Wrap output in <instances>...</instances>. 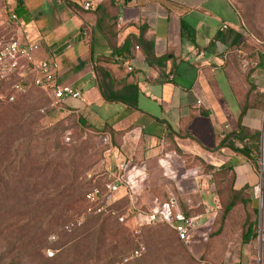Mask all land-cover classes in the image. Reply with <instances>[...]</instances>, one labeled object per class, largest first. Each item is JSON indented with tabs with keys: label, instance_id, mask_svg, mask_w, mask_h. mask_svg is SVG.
<instances>
[{
	"label": "crops",
	"instance_id": "0c3cea01",
	"mask_svg": "<svg viewBox=\"0 0 264 264\" xmlns=\"http://www.w3.org/2000/svg\"><path fill=\"white\" fill-rule=\"evenodd\" d=\"M6 1L12 14L21 11L23 39L58 64L57 83L86 100H67L50 116L110 138L106 178L126 164L125 187L110 202L130 229L175 201L174 212L204 217L187 244L198 258L224 203L217 191L233 178L236 191L251 195L252 208L263 209L264 234V202L254 196L261 183L264 39L249 32L232 0ZM99 6L116 18L110 40L96 29ZM97 68L112 74L115 90L137 85L138 107L106 100ZM253 263L249 257L240 264ZM256 264H264V253Z\"/></svg>",
	"mask_w": 264,
	"mask_h": 264
},
{
	"label": "rangeland",
	"instance_id": "374dc122",
	"mask_svg": "<svg viewBox=\"0 0 264 264\" xmlns=\"http://www.w3.org/2000/svg\"><path fill=\"white\" fill-rule=\"evenodd\" d=\"M232 1L249 32L263 40L264 0ZM11 15L7 1L0 0V48L16 37L17 28L10 22ZM15 81V78L5 81L0 93L10 91ZM14 95L16 102L0 104V141L4 143L0 147V226L8 228L15 242L25 238L18 246L20 252L34 253L33 240L45 237L43 256L60 259L59 264H133L136 261L144 264H240L249 257L254 259L253 264L259 262V239L252 247L242 243L246 221L243 207L227 216L223 208L215 216L207 252L198 258L163 225L130 229L119 220L123 213L121 207H115L118 211L112 212L109 218L87 216L82 196L106 178L107 145L101 136L79 126L76 120L51 117L56 110L50 108L48 96L39 89L29 88ZM26 109L37 112L23 119ZM4 134L6 137L2 138ZM8 141H14L10 152L18 156L13 167L9 166L11 160L5 152ZM57 141L61 149L56 146ZM63 151L70 152L73 159L69 160ZM70 183L76 188L72 191L71 203L64 201L69 199L67 194L63 200V190ZM225 194L223 202H228L229 192ZM37 205H40V212L35 208ZM253 219L258 222L259 236L263 231L260 214ZM89 235L96 243H88ZM2 246H5L4 240H0V248ZM139 246L146 248L144 256L132 258ZM39 262L40 256L28 258L27 264Z\"/></svg>",
	"mask_w": 264,
	"mask_h": 264
},
{
	"label": "built area",
	"instance_id": "2783aa9c",
	"mask_svg": "<svg viewBox=\"0 0 264 264\" xmlns=\"http://www.w3.org/2000/svg\"><path fill=\"white\" fill-rule=\"evenodd\" d=\"M86 10L91 8L90 3L84 5ZM10 22L17 28L16 37L0 48V83L15 78V84L10 91L0 95V102L13 103L15 95L24 93L29 88H37L45 92L50 98V108L58 110L67 100H76L86 103L83 94L71 86L59 85L55 79L54 72L58 68L55 61L40 57L41 46L38 43H29L23 39L19 18L12 14ZM131 70V69H130ZM44 113L45 111L42 110ZM107 146L111 145L108 136L103 137ZM108 150L107 152H109ZM126 164L120 163L117 172L109 174L104 182L89 191L84 198V213L90 215H105L111 212L110 199L125 187L123 173ZM261 183L255 189L254 196L259 202H264V135L262 137L260 158ZM177 204L171 201L166 205V212H152L146 215V220L140 227L166 224L178 235L182 243L188 244L190 233L197 230L204 222L203 215L186 216L181 212H174ZM219 210V208H217ZM123 216L119 220L127 222ZM264 244V234H263ZM146 251L144 246H139L132 254V258L141 257Z\"/></svg>",
	"mask_w": 264,
	"mask_h": 264
},
{
	"label": "trees",
	"instance_id": "16d2710c",
	"mask_svg": "<svg viewBox=\"0 0 264 264\" xmlns=\"http://www.w3.org/2000/svg\"><path fill=\"white\" fill-rule=\"evenodd\" d=\"M94 13L97 16L96 29L99 30L109 40L112 39L111 37L115 35L116 18L113 16H109L108 9L106 6L97 7L96 10L94 11ZM16 14L21 15L20 9H18L16 11ZM108 20H109V22H108ZM102 26H104L105 28H102ZM187 31H188L187 28L184 27V25H183V33L184 32L186 33ZM127 46L128 45L126 43V44H124V46L122 48H118V49L114 48V54H120V52L122 50H125L127 48ZM97 74L99 76V81H100V86H101L103 96L105 97L106 100L111 101V102L112 101L113 102H120V103H123V104H125L129 107H132V108L138 107L139 88L137 87V85H127V86L122 87L120 90H115L114 88L116 86L114 83L113 76L108 70H106L104 68L103 69L97 68ZM3 89H4V82L0 83V90H3ZM43 93L46 96H48L45 92H43ZM14 102H16V101H14ZM0 104H12V103L0 102ZM49 104H50V98H49ZM248 108H249V105L243 109L241 119L246 114ZM35 112H37V110L26 109L25 113L22 114V118L24 119L25 115L34 116ZM240 129H241V126H240ZM4 137H6L5 134L2 135V138H4ZM259 138H260V134L258 135V142H260ZM13 142L14 141H8L7 143H5V145H7V149L5 152L7 153L8 157L11 160L9 163V166H11V167H13L16 164L17 158H18L17 154H14V153L11 154V152H10L11 144ZM3 144H4L3 141H0V147ZM55 144H57L56 146H58V147H60V145H61L59 141H57ZM60 149H61V147H60ZM258 149H259V146H258ZM63 154L67 155L69 160L73 159V156L70 152L63 151ZM14 155H16V156H14ZM225 177L227 178V176H225ZM226 181L227 182H225L226 185L224 186V188L217 191V193L220 197V202H223L225 197H226L225 191L229 192V201L223 203L220 211H222V209L224 208L225 216H227L228 214L232 213L234 211V209H236L238 207H243V209L246 212V221H245V231L243 232V235H242V243L244 245H253L254 243L258 242V239H259L258 238L259 237L258 236V222H257V220L253 219L254 217H256L258 215V210L252 208V202H254V201H253L251 195L247 192V189L236 191L234 189V186H233V178H230V179L227 178ZM73 185H74L73 183H70L69 185L65 186V188L63 190V200H64V197L66 196V194H67L69 199H66L64 201H68L70 203L73 201V198L71 197L72 191H74L76 189ZM97 186H99V185H97ZM91 190H89V191H91ZM85 195L82 196V202L83 203H84ZM52 199L53 198H51V200ZM39 207H40V205L35 206L37 212H40ZM113 210L115 211L114 208H113ZM111 213H112V209H111V212L109 214L100 215V216L90 215L89 217H94V218L108 217V216H111L110 215ZM124 215H125L124 212L121 213L119 219L121 217H123ZM185 215L191 216L190 214H185ZM157 225H163L164 227H167L168 229H170L176 235L177 240L179 242H181L178 238V235L175 233V231L172 228H170V226H168L166 224H157ZM143 227H145V226H143ZM9 232L10 231H8V228L6 226H4L3 224L0 226V240H4V242H5V246H2L3 248H0V264H27L28 258L30 260H32V259L39 257V256H40L39 264H59L60 259L51 260V259H47L43 256V250L46 247L45 246V241H46L45 237L44 238H35L33 240V242H35L34 253L24 254V253L20 252V249L18 248V246L20 245V241H24L25 238H22L19 241L15 242L13 236L11 234L9 235ZM98 232H99V230L96 228V233H98ZM47 235H49V232L46 233V236ZM88 239H89L88 243L90 245L92 244V242L96 243V240L93 239L92 236L89 235ZM88 253L90 254V252H88ZM143 256H144V254L139 258H142ZM139 258H136V259H139ZM133 264H144V263H143V261H136Z\"/></svg>",
	"mask_w": 264,
	"mask_h": 264
},
{
	"label": "water",
	"instance_id": "95a60500",
	"mask_svg": "<svg viewBox=\"0 0 264 264\" xmlns=\"http://www.w3.org/2000/svg\"><path fill=\"white\" fill-rule=\"evenodd\" d=\"M260 228L263 227V209L261 208L260 211ZM263 231L260 232V251H259V258L262 261V250H263Z\"/></svg>",
	"mask_w": 264,
	"mask_h": 264
}]
</instances>
